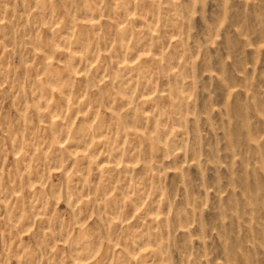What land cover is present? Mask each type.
<instances>
[{"label":"rangeland","instance_id":"obj_1","mask_svg":"<svg viewBox=\"0 0 264 264\" xmlns=\"http://www.w3.org/2000/svg\"><path fill=\"white\" fill-rule=\"evenodd\" d=\"M0 264H264V0H0Z\"/></svg>","mask_w":264,"mask_h":264}]
</instances>
